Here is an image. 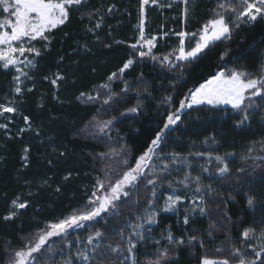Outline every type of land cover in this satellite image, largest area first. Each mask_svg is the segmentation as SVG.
Masks as SVG:
<instances>
[{"label":"trees","instance_id":"obj_1","mask_svg":"<svg viewBox=\"0 0 264 264\" xmlns=\"http://www.w3.org/2000/svg\"><path fill=\"white\" fill-rule=\"evenodd\" d=\"M229 2L192 0L186 18L181 5L169 9L159 4L143 9L145 36L160 38L153 55L164 57L177 49L180 41L177 33L181 31L189 36L199 35L203 25L219 11V4ZM141 6V0H85L74 7L69 22L50 33L51 43L47 47L46 42L38 43L41 55L36 57L35 67L19 86L20 94L15 92L18 84L14 71L0 67V105L11 102L17 109L7 114L11 119L9 129L0 131V264H9L13 252L22 249L28 238L46 227V222L84 208L89 199L83 191H96L98 179L107 186L108 178L114 181L127 167L134 166V161L151 147V140L163 130L167 115L178 108L189 89L224 70L264 76V20L240 22L239 27L232 28L230 39L212 43L196 60L178 62L175 69L169 70L159 63L137 58L131 47L139 43ZM225 15L231 23L232 15ZM5 17L0 9V20ZM197 40L198 37L187 39L186 48L194 46ZM130 58L134 63L120 75L119 69ZM113 72L119 78L109 81ZM57 75L63 79L58 80ZM105 83L117 96L109 104L102 100L88 102L84 97L78 99L82 92L95 94ZM126 83L132 86L127 92L123 91ZM138 101L142 105L134 116L120 117ZM253 103L255 107L248 109L250 117L244 125L237 126L242 116L237 110L201 107L188 110L180 123L166 133L159 154L177 152L191 156L189 153L204 152L201 157L212 174L201 171L197 175L217 191L211 195L204 193L207 214H196L194 223L190 220L189 225L182 223L187 214L185 206L176 216L160 212L150 233L162 241L154 245L139 243L135 251L137 264H149L164 248L170 249L166 264H201L205 257L233 260L235 257L230 253L233 247L255 258L252 247L259 250L261 241L256 238L254 243L244 242L242 237L245 228L252 226L259 230L264 220V144L260 143L264 141V97L253 98ZM101 115L121 119L111 131L113 142L91 127V122ZM211 137H215V142ZM206 139L208 143L204 144ZM116 141L120 148H115ZM121 148L123 152H119ZM112 149L117 152L112 153ZM209 153L213 157L225 156L231 169L227 176L215 173L216 163L209 161ZM113 154L127 159L128 165L115 162ZM246 155L250 158H243ZM187 169L186 165L173 164L163 176L180 180ZM189 172L196 176L193 167ZM158 185L161 194L173 190L166 181ZM150 187L142 180L138 196L122 197L116 202L120 205L118 215L104 213L102 218L87 222L78 234L88 236L100 230L105 233L106 244H121L126 248L127 243L119 233L122 231L127 237L128 225L142 222L136 218L145 213ZM249 195L257 198L253 209L246 205ZM17 197L28 207L16 218L5 220ZM162 202L156 196V205ZM225 212L230 220L225 218ZM169 231L185 239V245L178 250L170 245L166 239ZM190 235L198 236L203 246L187 243ZM53 239L56 251L35 254L36 264H59L62 255L67 258L73 254L60 243V238ZM67 239L71 240L69 235ZM176 251L178 256L173 255ZM101 259L104 264H120L111 253ZM74 264L82 262L74 260Z\"/></svg>","mask_w":264,"mask_h":264},{"label":"snow or ice","instance_id":"obj_2","mask_svg":"<svg viewBox=\"0 0 264 264\" xmlns=\"http://www.w3.org/2000/svg\"><path fill=\"white\" fill-rule=\"evenodd\" d=\"M151 2L156 3V0H151ZM84 3L85 0H0V9H2L3 13L8 14L7 18L0 20V64H2L3 68H15L18 73H23L27 76V73H24L19 65L23 64L29 67H35L34 60L25 57L28 55L38 57L41 55V50L33 42H46L44 46L47 47V44H50L52 40L50 33L69 22L72 9ZM149 3L150 0H142L141 20L138 25L139 40L145 42L147 51L141 50L144 44H141L139 47L137 44H132L131 47L140 58L150 56L151 59L156 60L158 58L152 54V48L155 47V38H146L144 34L143 5H148ZM183 3L187 5L189 0H183ZM225 13H230L234 18L231 23ZM184 16L185 18L187 17V8L184 10ZM258 18L264 20V0H230L228 4L220 3L219 11L199 31V39L195 45L186 48L184 38L190 34L181 31L177 33L181 37L179 46L169 56L174 57L175 61L178 62L194 61L215 41L230 39L232 36V28L239 27L240 22H255ZM96 27H99V24ZM191 35L196 36L197 33H192ZM169 56H164L161 62H166L170 67H176ZM133 63V59H128L119 69V74L122 75ZM117 78H119L118 73L113 72L108 79L111 81ZM14 79L19 82L21 78L17 75ZM57 79H63V77L57 75ZM52 83L55 84L56 81L53 80ZM100 87L108 90L103 103L109 104L112 102L115 94L111 92L110 85L107 83ZM128 90L127 85H125L123 91L127 92ZM15 92L20 94L22 89L17 86ZM81 97H84L88 102L95 101L99 98L98 95L92 96L84 92L80 94L78 99ZM255 97H264V76H254L246 71L235 69L219 71L211 79H207L198 87L189 89L188 95L180 101L178 108L167 115L166 123L163 124V130L159 131L154 139L151 140V147H148L147 151L134 161V166L127 167L120 174L119 178L114 181L108 178L107 186L105 181L98 179L97 191L91 194L84 208L73 211L72 214L63 219H59L57 222L47 224L44 229L39 230L34 236L28 238L22 249L13 252L9 264H36L37 257L35 254H40L42 251L52 254L56 251V240L53 238H60V243L71 250L73 243L67 239L70 230L83 227L86 222L94 221L98 217L102 218V214L104 213L118 215L120 205L116 202L120 201L122 197L127 199L134 194L138 196V186L143 180L146 187L151 186L149 188L151 197L147 201L144 215L137 216L136 218L137 221L143 222L130 223L128 227L131 229V233L127 237H124L122 231L119 233L126 241L127 247L124 248L121 244L113 245L110 242L106 244L105 233L96 230L86 238V243L91 248H77L74 254H69L63 261V264H74V260L81 261L82 264H104L101 258L111 253L115 255L117 260H120V264H125V261H130V264H137L134 255V250L137 245L133 241V237H136L137 240L142 239L145 234L146 224L153 225L157 223V217L160 212H179V205L184 203L186 199L190 202L191 207L185 206V212L187 214L184 215L182 223L189 225L190 220H193L194 223L193 218L196 214H207L208 207L204 193L211 195L217 191L213 188L212 184H204L199 175L192 176L191 172L185 173L180 180L168 179L167 176H163L164 173L168 172L170 164L183 162L189 168L191 167L188 158L181 153L172 152L168 154L167 158L158 154L157 150L166 139L168 130L180 122V114L185 109L192 108L193 105H210L212 107L230 105L232 109L242 113V116L238 118L237 126L244 125L250 117L248 109L255 107L253 103V98ZM166 99L170 101L171 97H167ZM16 111L17 109L11 106V102L8 105H0V115L4 113H15ZM127 112L136 113L138 112V107H130L127 109ZM123 114L121 113V115ZM25 120L27 121L28 118L25 117ZM97 123L100 132H104L111 125V121ZM0 128H7V125L0 124ZM210 139L215 142V137H211ZM203 143L207 144L208 140H204ZM260 143L264 144V141ZM27 151L25 149V152ZM123 151V148L119 149V152ZM116 152V149H112V153ZM189 155L201 157L205 153L197 151L189 153ZM226 155L235 154L228 153ZM208 158L209 161H215V173L218 176L225 177L230 173L231 169L225 156L215 155L213 157L209 153ZM243 158L247 159L250 157L246 155ZM25 159H27V156H25ZM154 159L159 161V165H154ZM122 163L128 165V160L124 159ZM158 167L159 171H157ZM201 171L209 173L210 175L212 174L209 167L202 166ZM165 181L168 187L173 189V193L167 196L162 206H157L156 188L158 182L162 185ZM174 184H178L185 189L192 188V194L190 196L177 194V190L173 187ZM193 184L195 185L194 188L192 187ZM133 202H138V200H134ZM256 203L257 198L254 195H249L246 200L247 207L253 209ZM27 207L28 204L17 197V199L12 201L13 210L4 216V219H14L18 214V210H23ZM225 218L231 219L226 212ZM211 227L215 226L212 225ZM242 237L244 242L251 241L254 238H258L261 241L259 250L256 247H252V253H254L255 258L249 256L240 248L233 247L230 249V253L235 259L230 260L227 257L223 259H209L205 257L201 261V264H264V220L261 221L259 230L252 226L245 228L242 232ZM166 239L177 250L185 245V239L175 237L171 231L166 234ZM77 240L79 241V237H77ZM49 241H52V243L49 244ZM156 243H159V241H156ZM187 243H198L203 246V241L196 235L188 236ZM101 248L104 251L98 252L97 250ZM217 251H223V249H217ZM173 255L178 256V251L173 253ZM169 258L170 249L164 248L155 259L149 261V264H162V262L166 264Z\"/></svg>","mask_w":264,"mask_h":264},{"label":"rangeland","instance_id":"obj_3","mask_svg":"<svg viewBox=\"0 0 264 264\" xmlns=\"http://www.w3.org/2000/svg\"><path fill=\"white\" fill-rule=\"evenodd\" d=\"M170 1L171 0H156V3H152L151 2V0H150V3L148 4V5H143V9H145V8H147V7H153V6H157V5H166V7H169L168 5H169V3H170ZM175 1V3H176V5H181L182 6V8H183V12H184V10H185V8H187L188 7V5H189V3H190V1H192V0H189V3L187 4V5H185L184 3H183V0H174ZM141 2H142V0H141ZM187 10H188V8H187ZM144 13V12H143ZM5 15H6V17L5 18H7L8 17V14L7 13H5ZM4 18V19H5ZM146 37V36H145ZM195 37H198V39H199V35H196V36H188V37H186V38H184L185 39V47H186V40L187 39H189V38H195ZM146 38H155V40H154V43H155V47L154 48H152V54L154 53V51H155V49H156V47H157V45L159 44V41H160V38L159 37H156V36H154V37H146ZM179 38L181 39V37L179 36ZM215 42H218V41H215ZM38 43H43L42 41H35V42H33V44L36 46V47H38ZM141 44H144V47L141 49V50H143V51H147V45L145 44V42L144 41H140L139 40V43L137 44V46L139 47ZM135 52V51H134ZM172 53V52H171ZM170 54V53H169ZM169 54L168 55H166V56H169ZM135 55L137 56V58H139V59H145V60H151L152 62H155V63H159V64H161L162 65V67H165V68H167V69H169V70H173V69H175V67H170L166 62H161L162 61V58L163 57H157L158 59H156V60H153V59H151V57L150 56H145V57H143V58H140L139 57V55L135 52ZM25 58H28V59H32V60H34V62H35V59H36V56H31V55H28L27 57H25ZM169 58L170 59H172V61H173V63L175 64V65H177V63H178V61H175V59H174V57H171V56H169ZM22 59H24V58H22ZM179 62H186V61H179ZM158 65V64H157ZM0 67L1 68H3V66H2V64H0ZM19 67L20 68H22L23 69V72L24 73H27V76H28V74L31 72V70H33V68L34 67H29V66H27V65H19ZM4 69V68H3ZM6 70H13L14 71V73H15V75L17 76V75H19L20 76V81L19 82H17L16 81V84H18V86H20L22 83H23V81L26 79V77L27 76H25L23 73H18L16 70H15V68H9V69H6ZM127 84V83H126ZM127 87H128V89H132V86H131V84H127ZM107 92H108V90L107 89H104V88H99L96 92H95V94H93L92 96H99V98L98 99H96V100H104V98H105V96H106V94H107ZM112 93H114L113 91H111ZM115 94V93H114ZM114 97L116 98L117 96L116 95H114ZM255 98H258V97H255ZM141 102H136L135 103V107H138V109L141 107ZM201 107H206V108H212V109H226V108H228V109H232L231 108V106L230 105H221V106H219V107H212V106H210V105H193V107L192 108H190V109H196V108H201ZM190 109H185L180 115H181V118H182V116L188 111V110H190ZM137 113V112H136ZM136 113H129V112H126V113H124L123 115H121L120 114V117H124V118H127V117H130V116H134ZM7 114H9V113H4L3 115H0V124H6L7 125V128H0V131L1 130H6V129H9V122H11V119L7 116ZM99 117V116H98ZM97 118V117H96ZM104 121H111V125L107 128V129H105V131L104 132H100L99 131V125H98V123L97 122H100V123H102V122H104ZM119 121H121V119L119 118H115V117H112V118H109V117H107V118H104L102 115L100 116V118L99 119H95L93 122H91L92 124H91V127L93 126L94 127V129H97V131H98V133H100V135L101 136H103V137H106L107 138V136L109 137L108 138V141L110 142H113V140H114V137L112 136V130L114 129V127L116 126V124L117 123H119ZM181 121V120H180ZM180 122H178L175 126H173V127H171L168 131H170V130H172L173 128H175L178 124H179ZM120 143H118L117 141H116V143H115V148H120V145H119ZM160 147H161V145H160ZM159 151H160V148L157 150V152H158V154H159ZM159 155H162V156H164V157H168V155H163V154H159ZM111 157H114V161L115 162H118V163H122V161H123V159L119 156V155H117V156H115L114 154L111 156ZM187 158H188V161H189V163H190V165H191V167L190 168H192L193 167V169H194V174L197 176V173H199V172H201V167L202 166H205V162H204V160H203V158L202 157H197V156H186ZM179 165H185L183 162H180V163H178ZM154 165H159V161H156L155 159H154ZM172 165L173 164H170V167H169V169L172 167ZM189 168V169H190ZM189 169H187V172H189ZM157 170H159V167L157 168ZM186 170V169H185ZM168 172H169V170H168ZM148 174H150V173H148ZM204 174H207V173H204ZM118 175V174H117ZM119 176V175H118ZM192 187L194 188L195 187V185L193 184L192 185ZM174 188L177 190V194H181V195H185V196H190L191 194H192V188H188V189H185V188H183V187H178V186H174ZM184 189V190H183ZM159 190H160V186L158 185L157 186V188H156V192H157V195L156 196H158V198L159 197H161L162 198V200H163V202H162V205H163V203H164V200L167 198V196L168 195H170V194H172L173 193V190H169V191H167L165 194H161V192H159ZM167 190V188L166 189H163V191H166ZM97 191V190H96ZM83 194H84V197L86 196L87 197V199H89L90 197H91V194H92V192L91 193H88V191L87 192H85V191H83ZM162 205H160V206H162ZM191 206L190 205V202L186 199L185 201H184V203H182L181 205H179V209L180 208H183L184 206ZM13 210V209H12ZM23 210H25V209H23ZM23 210H18V214H17V216L19 215V213L21 212V211H23ZM163 214H168V215H172V216H176L177 215V213H179V212H167V213H165V212H162ZM16 216V217H17ZM15 217V218H16ZM59 219H63V218H57V219H55V220H53V221H49V222H46L44 225H47L48 223H54V222H57ZM143 222V221H142ZM87 223V222H86ZM85 223V224H86ZM85 224H84V226L83 227H80V228H76V229H72V230H70V232H69V236H70V238H71V241H72V243H73V248L71 249V251H72V253L74 254V252H75V250L77 249V248H81V247H84V248H89V246L90 245H87V243H86V238H87V236H81L80 234H78V232L81 230V229H83L84 227H85ZM156 227V223L155 224H153V225H145V230H144V237L142 238V239H140V240H137L136 239V237H133V241L134 242H136V249L134 250V255H135V258H136V262H137V260H138V258H137V254H136V250H137V248H138V244L139 243H146L147 245H154V244H158V243H156V241H159V243H161V241H162V239H159V238H157L155 235H152L151 233H150V231H152L154 228ZM149 229H150V231H149ZM130 233H131V229H130ZM77 237H79V241L77 240ZM255 240H256V238H254V239H252L251 241H248V242H250V243H254L255 242ZM140 241V242H139ZM81 242H83V243H81ZM66 259V257H64L63 255H62V257L60 258V260H59V264H63V261ZM130 262V261H129Z\"/></svg>","mask_w":264,"mask_h":264},{"label":"built area","instance_id":"obj_4","mask_svg":"<svg viewBox=\"0 0 264 264\" xmlns=\"http://www.w3.org/2000/svg\"><path fill=\"white\" fill-rule=\"evenodd\" d=\"M170 3H171V5H175L176 4L174 0H171Z\"/></svg>","mask_w":264,"mask_h":264}]
</instances>
